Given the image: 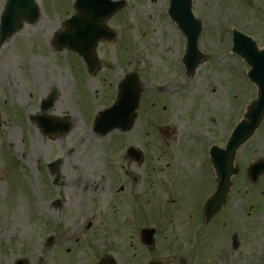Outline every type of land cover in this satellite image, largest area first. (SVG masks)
Instances as JSON below:
<instances>
[{
  "label": "rangeland",
  "instance_id": "374dc122",
  "mask_svg": "<svg viewBox=\"0 0 264 264\" xmlns=\"http://www.w3.org/2000/svg\"><path fill=\"white\" fill-rule=\"evenodd\" d=\"M6 1L0 0V16ZM34 1L39 10L36 22L24 23L21 31L0 46V264H12L18 257L27 258L30 264H56L44 247L49 229H56L55 246H63L52 252L57 264H80L78 259L86 252L83 247L92 248L101 238L117 243L118 231L121 238L126 233L122 213L127 206L122 201L113 199L99 225L95 214L111 204L106 199L111 190L104 186L106 169L122 170L124 162L108 159L111 142L137 147L143 151L144 161L153 163L156 171L150 177H142L135 165L129 168L135 176L131 183L134 195L142 189L153 191L156 185H167L162 178L165 175L159 173L164 163L157 159L166 157L177 163V142L188 139L193 153L180 145L182 152L202 162L207 161L205 144L224 147L256 93L245 78L247 65L237 56L226 54L228 30L249 35L263 47L264 9L260 16L253 11L254 6L238 0H194L193 15L203 24L198 47L212 59L188 77L180 68L181 55L176 56L185 39L168 21V0H125L124 12L108 22L115 39L98 47L101 70L87 78L76 55L55 51L51 45L62 23L72 16L75 0ZM124 40L130 47L128 52L121 48ZM132 70L139 73L140 86L145 89L141 101L152 97L158 105L153 111L149 110L150 103L144 107L125 137L110 134L98 138L89 128L97 112L113 103L117 81ZM148 84L153 93L146 91ZM50 89L58 93L53 115L75 122L69 134L53 140L42 137L27 119ZM156 92L162 95L156 96ZM160 127H168L170 136L175 131L171 142L160 133ZM57 158L61 160L57 169L60 180L58 187H53L45 165ZM260 159L264 160V122L237 154L240 172L233 179L226 211H221L223 214L210 227L197 226L205 233L197 230L191 235L198 243L195 264H264V176L252 186L245 175L247 166ZM206 172L199 178L183 174L168 187L177 205L179 201L186 208L184 219L193 226L200 220V208L213 189L212 174ZM123 196L117 193V197ZM147 198L149 206L154 197L149 194ZM51 201L56 204L50 205ZM87 223H91L89 230ZM170 232V237H175L174 230ZM232 234L240 244L237 250L231 247ZM162 238L157 237L158 245L168 244ZM121 245L128 248V236ZM88 258L93 264L92 253ZM150 258L134 260L148 262ZM160 260L170 263L165 254Z\"/></svg>",
  "mask_w": 264,
  "mask_h": 264
},
{
  "label": "water",
  "instance_id": "95a60500",
  "mask_svg": "<svg viewBox=\"0 0 264 264\" xmlns=\"http://www.w3.org/2000/svg\"><path fill=\"white\" fill-rule=\"evenodd\" d=\"M190 3L191 0H171L169 14L187 37V53L184 62L188 65V70H193L197 62L196 54H198V50L196 42L200 32V25L194 21L191 15ZM111 6L105 2L96 3L95 0H77L75 8L83 16L82 18L73 17L65 24L66 32L58 36L56 35L55 42L58 48L67 47L78 53L87 62L89 69L93 68L96 64L94 61L95 58L92 55L95 44L101 38L110 37L105 33V29L101 26V23L109 15L110 11L115 8V5ZM37 13V8L32 0H9L0 29L1 42L8 36H11L17 29L21 28V23L16 21L14 19L15 17H25L30 22H33L37 18ZM235 41L234 51L239 52L253 67L249 77L259 89L258 98L248 106L244 120L232 131L226 148L220 150L214 147L211 151L212 163L218 177V187L214 197L207 203L205 214L208 219L225 204V199L231 188V177L238 172V167L234 165L237 150L254 134L264 116V53L257 54L253 49L254 43L238 35ZM135 80L134 76L127 77L120 85L119 99L124 100L128 96L124 101V106L129 102V97H135L134 102L136 103L135 100L136 97L138 98L139 93ZM48 101L47 106L53 103L54 97L51 96ZM101 116L98 122L96 121L95 123L97 129H102L100 126H105L110 131V129L117 125L123 126V124L121 125L115 120H112V118L116 119L121 117L120 110H109ZM45 119H39L38 122L39 125L45 127L46 131L51 130L49 124L54 125H51L53 132L60 131L63 133L69 130L68 124L56 123L54 119L48 117ZM107 132L103 131L102 134H106ZM263 173L264 163L262 162H257L248 169L252 183L256 182ZM18 264L25 263L21 261Z\"/></svg>",
  "mask_w": 264,
  "mask_h": 264
},
{
  "label": "flooded vegetation",
  "instance_id": "af4514ba",
  "mask_svg": "<svg viewBox=\"0 0 264 264\" xmlns=\"http://www.w3.org/2000/svg\"><path fill=\"white\" fill-rule=\"evenodd\" d=\"M147 1L154 3L156 0H147ZM141 2H143V0H141ZM135 4L140 5L139 3H135ZM241 4H245L248 7L254 6L253 11L256 13V15L262 16L261 13L264 9V0H256L254 3H252L251 0H241ZM221 42H223V40H221ZM148 104H149V100H146L142 103L140 110L141 113H143L142 109L146 107ZM150 106L154 107L155 104L151 103ZM210 120L211 119H209V124H212ZM159 131L162 132V129H159ZM167 131H169V129H167ZM174 134L175 131L171 132V136L169 132H167L166 140H168V142H171L172 136ZM124 135L125 134H122L121 136ZM207 137L208 140H211L210 136ZM195 142L197 146L200 145L198 141ZM190 144L191 143H189L188 139L186 141L177 142L176 150H177V155L179 156L177 157L178 158L177 163L171 161L169 158L166 157L165 158L161 157L157 159V161L160 164L164 163V166L159 169V173L165 175V177L162 178L166 180L167 185H163V184L156 185V188L161 190L162 195H158L155 191L152 192V196L154 197V201L152 203L154 204L162 203L163 197L172 196L171 197L172 199L169 202H167L168 204L166 206H162V205H151L152 207L146 206V204L149 202L147 198L149 195L148 189H142V191L139 194H135V195L131 191L132 188L131 183L135 181V176L133 175V173L130 172L129 168L132 165H135L137 169H140V174L142 177L144 176L150 177L151 172L155 173L156 170L154 167H151L153 163H151L149 159L144 161L143 158L141 164H136L133 158H126L125 156L122 158H111L117 161L118 160L124 161L122 162L121 165L122 170L117 168H112L110 170L109 184L110 187L114 189V191H116V193L119 194L124 193V196L122 198L116 196L114 197V199L122 201L127 206L122 214H125V220H126L125 225L129 240L128 248L130 251H132V260H134V258L136 257H138L139 259L141 258L144 259L147 256H150L152 257L151 262L155 261L157 262L155 264H166L165 261L160 260V255L165 254V258H167V261L170 262L168 264H195V261L197 259L198 243L194 242V239L192 237L193 231L198 229L197 226H203L206 228L210 227V225H213L215 223L219 214H217V216H215L210 222H205L204 220V216H203L204 204L207 201V199L212 195L213 193V189H212V192L210 193V195H208L205 198V201L203 202L200 208V215H199L200 220L195 221L196 226H193L184 219L186 208L181 206L179 204V201L177 205L176 197L172 193L168 192V187L176 183V178L180 177L181 175L189 173L192 174L195 178H199L203 173L207 174L206 171L210 172L211 170V165L209 163V160L202 162L200 158H199L200 160H198L195 157L188 158L185 156L186 151L187 153H193L191 151ZM180 145H184L187 150L182 152L181 148L179 147ZM207 145L208 144H205L204 147H206ZM142 148H144V146H142ZM127 163H130V166H127ZM117 164L119 163L117 162L115 165ZM105 175L106 177H108L107 174ZM57 176L60 180L59 174H57ZM104 180H105L104 185H106L107 179L105 178ZM229 199L230 196L227 200V205L225 208H227L228 206ZM142 206L144 207L142 208ZM225 208H223L221 211H224ZM113 212H114V208H113ZM196 223H198L199 225ZM146 228H154L155 236L159 237L163 235L162 238L163 241H166L168 244L158 245V243L155 242V244L152 247L146 246L145 239L141 235L142 230ZM172 230H174L175 237H170L173 235L170 232ZM189 230H192L191 234ZM205 231L200 230V233L203 234L205 233ZM167 234L170 237L169 239L167 238ZM239 247L240 244L237 243V248ZM134 251L137 252L140 251L141 254L139 255ZM90 253H92L95 258L93 264H99L102 261H103L102 264H111L110 261H112L113 264L114 262H117L118 248L117 245L115 244H108V245L105 244V247L103 248L98 247L93 250L90 249ZM126 264H143V262L138 261L134 263V261H127Z\"/></svg>",
  "mask_w": 264,
  "mask_h": 264
},
{
  "label": "bare ground",
  "instance_id": "6f19581e",
  "mask_svg": "<svg viewBox=\"0 0 264 264\" xmlns=\"http://www.w3.org/2000/svg\"><path fill=\"white\" fill-rule=\"evenodd\" d=\"M48 26V24H45L44 27Z\"/></svg>",
  "mask_w": 264,
  "mask_h": 264
}]
</instances>
